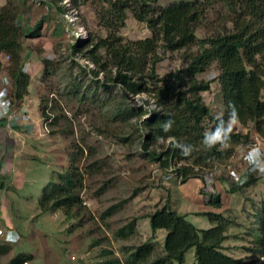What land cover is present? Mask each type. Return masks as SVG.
<instances>
[{
	"label": "rangeland",
	"instance_id": "obj_1",
	"mask_svg": "<svg viewBox=\"0 0 264 264\" xmlns=\"http://www.w3.org/2000/svg\"><path fill=\"white\" fill-rule=\"evenodd\" d=\"M8 1L18 11L19 26L36 28L40 23L37 37L23 39L24 70L31 75L30 93L23 101L30 110V122H34L32 113L42 119L40 125L47 121L43 109L50 118L49 131L42 135L44 145L39 150L11 148L4 159V171L11 176L7 186L0 190V230L7 234L6 230L12 229L19 238L8 242L4 233L0 234V264L9 263L19 254L32 257L26 264H104L113 258L125 261L133 249L148 242L156 247L154 258L162 255L166 232H153L148 215L167 202L200 229L213 226L203 213H221L229 221L228 239L223 243V251L228 255L253 259V253L246 247H254V230L259 233L257 255L263 253L259 207L264 201V178L230 192L237 188L233 184L237 175L244 179L251 175L258 177L264 168V137L255 131L253 124L244 127L237 121L229 122L236 132L249 133L253 142L236 147L230 160L200 173V178H195L199 180L198 187L202 186L198 195L190 183L188 186L195 195L186 197L181 178L172 168L164 170L142 150L141 118L127 120L129 113L136 112L122 113L126 100L120 87H103L104 75L95 77L94 64L74 49L76 43L108 35V30L100 25L98 13L116 0H0V7ZM180 1L194 0H156L150 4L162 8ZM226 15L221 4L214 5L197 29L200 41L192 52L203 49V41L223 29ZM119 35L126 40H139L151 37L152 33L129 10ZM184 54V51L168 52L160 48L162 60L157 64V73L164 76L186 67ZM44 59L50 61L48 66H44ZM218 75V66L214 64L197 77L212 81L211 89L203 92L202 97L215 115L224 109ZM75 84L80 87L78 95ZM127 102L130 106L149 107L151 111L157 109L155 100L145 94ZM10 136L13 134L4 133L7 142ZM150 150L163 149L154 146ZM253 152L259 155L258 166L248 173L246 156ZM72 165L83 173L81 214L75 215L74 211V216L68 218L61 210L43 212L40 199L51 188L53 178ZM210 194L219 195L221 208L209 204ZM4 221L9 223L8 227ZM132 221L135 222L133 234L127 239L120 238L117 235L120 229ZM192 251L186 264L195 263ZM73 255L83 259L72 260ZM254 259H258L257 264H264V258Z\"/></svg>",
	"mask_w": 264,
	"mask_h": 264
},
{
	"label": "trees",
	"instance_id": "obj_2",
	"mask_svg": "<svg viewBox=\"0 0 264 264\" xmlns=\"http://www.w3.org/2000/svg\"><path fill=\"white\" fill-rule=\"evenodd\" d=\"M152 1L156 0L111 1L109 7L98 13L100 25L108 30V35L76 43L74 49L94 64L95 77L104 75L103 87H120L126 100L122 113L136 112L129 113L127 120L141 118L142 150L164 170L172 168L184 184L230 160L236 147L253 142L249 133L230 128L234 114L242 126L253 124L255 131L264 137V0L180 1L162 8L152 7ZM216 4L227 11L225 25L203 41V49L194 53L191 50L200 41L197 29ZM129 10L137 21L147 24L151 37L126 40L119 35ZM18 15L10 1L0 7V72L11 81V96L17 103L29 95L31 84V75L24 70L23 39L37 37L40 28V23L36 28H22ZM160 48L168 52L184 51L186 67L160 76L156 71L162 60ZM43 64L48 66L50 61L44 59ZM214 64L219 70L216 79L224 105L223 111L216 115L202 97L203 92L211 89L212 81L197 78ZM74 87L78 95L80 87L76 84ZM142 94L155 100L157 109L151 111L149 107L130 106L127 102ZM147 113H151L150 118H144ZM42 115L48 122L50 115L45 109ZM169 121L171 126L165 129L163 125ZM0 125L5 127V122L0 121ZM154 146L163 150L151 151ZM260 178H264V171L258 177L251 175L242 185L233 183L237 188L230 191L250 186ZM0 186L4 188V182H0ZM82 187L83 173L72 165L53 178L51 188L40 199V208L43 212L61 210L68 218L74 216V211L79 215L84 209ZM209 204L221 208L219 195L212 194ZM203 215L212 223L211 228L195 227L167 202L148 215L153 232H166L162 255L153 258L156 247L148 242L133 249L125 261L113 258L104 264H186L192 250L194 264H257L256 256L264 258V201L259 207L263 253L257 255L259 233L254 230V247H246L254 255L251 260L234 258L223 251L229 221L221 213L205 212ZM134 229L132 221L117 235L127 239ZM30 258L19 254L7 264H26Z\"/></svg>",
	"mask_w": 264,
	"mask_h": 264
},
{
	"label": "crops",
	"instance_id": "obj_3",
	"mask_svg": "<svg viewBox=\"0 0 264 264\" xmlns=\"http://www.w3.org/2000/svg\"><path fill=\"white\" fill-rule=\"evenodd\" d=\"M4 76V74L2 72H0V81L2 79V77ZM24 102V101H23ZM39 112V111H38ZM32 117L34 118V122H30L27 124L22 125V123L17 122L13 129L11 131H9L8 129H6L5 127L0 125V147L1 144L3 145L2 151L0 148V182H4V188L7 186L5 185L7 180L9 179V177L11 176L10 173H5L3 165H4V159H6V157L11 153V148H13V150H17L20 148H28L30 147V149L34 150V149H38L44 145V136H42V132L40 129V120H42L38 114H33L32 113ZM42 122V121H41ZM40 125V126H39ZM4 130V132H3ZM8 132H10V134H13V137L10 136L9 137V142L6 141V139L4 138V133L8 134ZM9 136V135H7ZM18 143L19 145L15 144ZM38 147V148H36ZM10 180V179H9ZM199 180L194 179V180H189L187 183L183 184L181 187L182 191L185 192V196L189 197L191 195H195L193 194V190L191 187L196 188L195 192H196V196L198 195V191L199 188L198 187V182ZM189 183V184H188ZM190 183H193L192 186L189 188ZM189 185V186H188ZM4 188H1L0 186V190L3 191ZM231 192V191H230ZM211 196V194H210ZM4 225L5 227L9 226V223L6 221H4ZM150 226V223H149ZM151 228V227H150ZM152 230V229H151ZM193 252V251H192Z\"/></svg>",
	"mask_w": 264,
	"mask_h": 264
},
{
	"label": "built area",
	"instance_id": "obj_4",
	"mask_svg": "<svg viewBox=\"0 0 264 264\" xmlns=\"http://www.w3.org/2000/svg\"><path fill=\"white\" fill-rule=\"evenodd\" d=\"M11 83L10 80L7 76H3L1 81H0V121H4L5 122V128L8 129L9 131H11L14 127V125L17 122L20 123H26V122H30L31 121V114H30V110L28 108V105L25 104L23 101L16 103L13 101L12 96H11ZM151 117V114L149 115V118ZM41 132L42 134H45L49 131L48 128V122L47 121H43L41 124ZM256 153V152H255ZM257 154V153H256ZM257 156L255 160H250L247 157V171L248 173H251V170H254L257 168ZM259 169V168H258ZM220 170V169H219ZM171 171H173V169H171ZM256 171V170H255ZM212 177H214V173H211ZM250 175V174H249ZM245 177H238V175L236 176V178H234L235 182L237 184H244L247 179H244ZM249 178V177H248ZM208 188V187H207ZM7 234H5L3 231L0 230V234L5 235V237L7 240H9L8 242H16L18 241V239H16V236L18 235L16 232H14L12 229H8L6 230ZM19 237V235H18ZM72 260H81L83 259V257H76L75 255H73L71 257Z\"/></svg>",
	"mask_w": 264,
	"mask_h": 264
},
{
	"label": "clouds",
	"instance_id": "obj_5",
	"mask_svg": "<svg viewBox=\"0 0 264 264\" xmlns=\"http://www.w3.org/2000/svg\"><path fill=\"white\" fill-rule=\"evenodd\" d=\"M237 117L235 116V114L233 115V121L234 122H236L237 121ZM171 121H169V122H167L166 124H164L163 125V127L165 128V129H168L170 126H171ZM256 153L255 152H253V153H250V155H249V157H248V159H250V160H255V158H256ZM261 171H264V168H262L261 169ZM6 238H8V237H6ZM19 237H18V235L16 236V239H18Z\"/></svg>",
	"mask_w": 264,
	"mask_h": 264
}]
</instances>
